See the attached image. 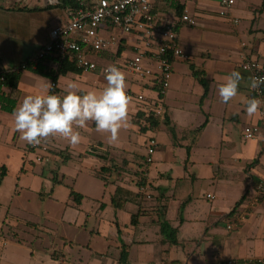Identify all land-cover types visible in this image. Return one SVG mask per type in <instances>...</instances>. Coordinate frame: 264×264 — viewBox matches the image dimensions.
Masks as SVG:
<instances>
[{"label": "crops", "instance_id": "0c3cea01", "mask_svg": "<svg viewBox=\"0 0 264 264\" xmlns=\"http://www.w3.org/2000/svg\"><path fill=\"white\" fill-rule=\"evenodd\" d=\"M92 1L79 0L81 7ZM14 4L0 3V54L5 67L27 62L48 42L49 30L69 19V7L56 6L57 17L41 5L20 3L28 9H18ZM34 7L39 9L32 10ZM219 10L217 0H155L159 19L177 20L187 12L197 20L195 26H177L179 42L189 58L173 62L161 118L147 117L145 106L130 95L135 103L131 102L128 127L121 129L117 142L110 143L108 135L97 132L89 122L77 129L82 139L76 146L61 137L38 146L15 145L24 155L36 153L37 161L56 152L67 157L56 179L67 187L59 199V223L78 228L79 237L59 235V249L55 247L52 253L59 264H123V252L126 264H215L219 257L264 256V194L255 201V182L264 176V134L244 138V128L260 119L258 112L249 116L245 111L246 101L252 97L251 77L241 68L246 56L264 64V0H235L228 17L221 16ZM47 11L52 17L45 22H35L26 14ZM35 25L37 32L31 30ZM12 30L19 36L11 34ZM135 40L134 35H128L123 48L126 55L133 53ZM94 59L108 66L113 57L103 53ZM62 66L50 58L20 70L12 93L16 108L23 93L63 96L75 90L82 95L106 86L105 76L98 72L80 73ZM233 71L243 77L239 92L223 103L218 87ZM53 82L56 86L49 89ZM126 83L127 94L148 93L128 75ZM4 91L11 93L9 88ZM0 115L12 119L13 113L0 109ZM19 137L13 121L0 120V143L9 140L14 144ZM150 137L156 139L157 146L149 163ZM54 146L59 151L52 149ZM3 152L12 155L11 150ZM113 165L116 167L101 171ZM1 168L7 173L5 164ZM84 172L102 185L93 181L88 191L74 189ZM118 187L130 193L120 208L112 202ZM72 191L82 196L79 201ZM11 241L14 243L7 252L33 256L30 246ZM74 248L78 249L76 255ZM80 248L85 249L83 254Z\"/></svg>", "mask_w": 264, "mask_h": 264}, {"label": "built area", "instance_id": "2783aa9c", "mask_svg": "<svg viewBox=\"0 0 264 264\" xmlns=\"http://www.w3.org/2000/svg\"><path fill=\"white\" fill-rule=\"evenodd\" d=\"M60 0H49L57 6ZM219 14L228 17L235 0H217ZM155 0H93L87 7L77 10L68 8V21L53 26L49 30V40L38 49L27 62L20 66L5 67L0 54V79L6 72L25 70L30 64L36 66L40 61L55 58L59 66L72 63L83 73H100L105 76L109 65H116L126 75L142 83L148 93H131L145 106L147 117L159 119L164 113V99L169 90L173 75V62L188 59L177 31L178 24L197 25L195 17L183 13L177 20L159 19L154 12ZM234 22L238 20L233 18ZM136 40L133 53L126 55L123 48L128 35ZM112 54V62L101 66L94 57ZM241 68L252 78L264 79V64L251 56L244 57ZM55 87L56 83L53 82ZM252 97L264 99V83L251 88ZM260 121L247 125L245 139H255L264 134V108L259 112ZM157 146L155 138L150 137L147 144L146 161L151 162ZM40 160V158H38ZM264 194V176L255 182V201ZM212 197L211 195H208ZM243 218V217H241ZM229 225L228 228H232ZM215 264H264V256L251 258L219 257Z\"/></svg>", "mask_w": 264, "mask_h": 264}, {"label": "rangeland", "instance_id": "374dc122", "mask_svg": "<svg viewBox=\"0 0 264 264\" xmlns=\"http://www.w3.org/2000/svg\"><path fill=\"white\" fill-rule=\"evenodd\" d=\"M15 2L24 5H41L47 7L45 11L53 10L52 12L57 14V17L59 16V7L52 5L49 7V0H0L2 4ZM26 14L35 22L37 20L45 22L52 17L49 11L42 14ZM36 28L37 25L33 26L31 30L36 31ZM40 29L42 30V28ZM11 34L19 36L16 30H12ZM26 95V93L22 94L21 102ZM131 102L135 103L134 100ZM1 114L11 116L8 113ZM3 115L2 117L0 115V120L3 123L14 122L13 116L9 117L12 119L6 118V120ZM16 144L22 147L26 145V142L19 137L14 144L9 140L0 143V148L2 147L0 165L7 166V173L0 182V258H3L2 262L0 259V264H59L58 259L52 258L53 251L56 248L59 249V235L67 233L69 236L75 237L79 232L78 228L69 227L70 224L64 227L59 223V199L64 195L62 193L67 187L57 183L56 179L59 177V167L65 163L67 157L56 152L52 157L46 156L42 161H37L36 153L24 155L23 149L17 148ZM52 144L56 146V143ZM55 146L52 149L57 150ZM4 149L11 150L12 155L4 154ZM93 181L98 186L102 185L101 181L84 172L80 174L74 189L88 191ZM67 183L70 184V181ZM33 222L37 225L32 224ZM12 239L30 246L33 256L28 258L25 254L22 256L15 252H7L6 249L14 243L11 241ZM4 241H8L6 247H2ZM77 251L78 249L74 248L72 253L76 255ZM79 251L83 254L85 249L80 248Z\"/></svg>", "mask_w": 264, "mask_h": 264}, {"label": "clouds", "instance_id": "9594fccd", "mask_svg": "<svg viewBox=\"0 0 264 264\" xmlns=\"http://www.w3.org/2000/svg\"><path fill=\"white\" fill-rule=\"evenodd\" d=\"M106 86L100 90L79 94L68 90L65 95H26L13 112L14 129L27 144L38 146L52 137H61L76 146L81 142L77 129L94 123L97 132L107 134L110 143L117 142L121 129L128 127L131 97L127 94L126 74L116 65L105 69ZM243 79L238 71L223 78L218 94L223 103L233 100ZM264 79L252 78L250 87L256 89ZM49 89L52 87L48 85ZM264 108V99L251 97L245 111L254 116Z\"/></svg>", "mask_w": 264, "mask_h": 264}, {"label": "trees", "instance_id": "16d2710c", "mask_svg": "<svg viewBox=\"0 0 264 264\" xmlns=\"http://www.w3.org/2000/svg\"><path fill=\"white\" fill-rule=\"evenodd\" d=\"M57 6H62V7H69L73 10H77L81 7V3L79 0H60L59 4ZM14 7L18 9H28L27 6H20V3L18 4L15 2ZM32 10L39 9L38 7L31 8ZM45 60H49L45 59ZM44 61V60H43ZM62 69L64 70H72L76 72H80L72 63H64L62 66ZM20 79V71H9L6 72L3 76V79H0V109L9 113H13L16 105H17V99L12 95L13 92L16 91L18 83ZM5 88H9L11 90L10 94H6L4 91ZM114 168L116 166H110V167H102L101 171L105 172L106 170L109 171L111 168ZM6 174V170L4 168L0 169V182L3 179V177ZM101 179H105L103 175H99ZM71 195L75 198L76 201H79L80 198L82 197L80 194L72 191ZM130 196V193L126 191L124 188L118 187L116 189V194L112 199L113 205L116 208L122 207L125 202L128 201V198ZM134 219V218H133ZM165 227H163L164 229ZM126 259V252H123L122 255V262L123 264H126L124 261Z\"/></svg>", "mask_w": 264, "mask_h": 264}]
</instances>
